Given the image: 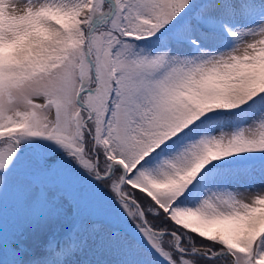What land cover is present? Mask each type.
Segmentation results:
<instances>
[{
  "label": "snow or ice",
  "instance_id": "obj_1",
  "mask_svg": "<svg viewBox=\"0 0 264 264\" xmlns=\"http://www.w3.org/2000/svg\"><path fill=\"white\" fill-rule=\"evenodd\" d=\"M0 264H264V0H0Z\"/></svg>",
  "mask_w": 264,
  "mask_h": 264
}]
</instances>
